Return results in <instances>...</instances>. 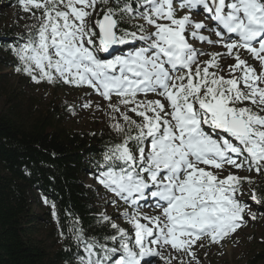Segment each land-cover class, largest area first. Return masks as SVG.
Instances as JSON below:
<instances>
[{
  "label": "snow or ice",
  "instance_id": "6c2138e0",
  "mask_svg": "<svg viewBox=\"0 0 264 264\" xmlns=\"http://www.w3.org/2000/svg\"><path fill=\"white\" fill-rule=\"evenodd\" d=\"M19 3L35 23L10 48L15 71L36 84L91 89L107 102L106 111L95 106L117 138L96 179L117 198L110 203L127 205L120 215L129 227L101 214L112 229L101 242L73 225L77 264H172L169 248L191 258L180 264H200L198 242L219 243L246 212L256 218L240 199L251 179L225 166L264 171V0ZM129 44L126 54L114 51ZM251 200L261 201L255 189ZM148 201L154 215L140 211Z\"/></svg>",
  "mask_w": 264,
  "mask_h": 264
},
{
  "label": "trees",
  "instance_id": "16d2710c",
  "mask_svg": "<svg viewBox=\"0 0 264 264\" xmlns=\"http://www.w3.org/2000/svg\"><path fill=\"white\" fill-rule=\"evenodd\" d=\"M121 27L132 30L127 20ZM20 40L10 30L0 31V67L17 60L10 48ZM0 97V264H77L82 249L73 238V225L101 242L112 234L110 226L99 222L102 213L84 176L101 171L103 154L117 138L105 131L64 128L60 120L68 111L65 105L44 109L34 97L14 89L3 73ZM260 177L259 183H251V190H256L264 206V171ZM34 194L49 207L55 205L53 230L58 244L54 247L33 237ZM260 244L252 264H264V240Z\"/></svg>",
  "mask_w": 264,
  "mask_h": 264
},
{
  "label": "rangeland",
  "instance_id": "374dc122",
  "mask_svg": "<svg viewBox=\"0 0 264 264\" xmlns=\"http://www.w3.org/2000/svg\"><path fill=\"white\" fill-rule=\"evenodd\" d=\"M199 18V17H197ZM35 21L31 18V13L25 12L20 6L19 0H0V31L10 30L11 35L20 37V35L27 34V27ZM194 43V46L200 48V43ZM136 46H140L137 42ZM133 46L131 44L120 46L114 51L116 54L127 53ZM206 51H222L219 47L211 45L203 46ZM105 58H109L108 54H102ZM206 56L200 59H206ZM11 59V58H10ZM9 66L0 67V73L5 75L8 83L16 90L21 91L27 96L34 97L40 102L44 109H48L53 105H65L66 112L62 113L61 125L72 131H86V132H100L105 131L111 135L115 133L109 127L108 117L105 115L106 103L103 99L97 96L88 88H76L71 85L63 83L49 84L41 82L36 84L31 79L15 71L18 63L17 60H12ZM230 58L225 61V65L233 63ZM91 100L93 106L91 108H82L81 105ZM96 103H100L105 111L97 110ZM69 106H73L74 113L69 111ZM3 107V98L0 97V109ZM228 171L237 174L240 177H249L252 183L260 182V173L255 171H247L246 169H232L225 166ZM100 172L94 175L86 174L84 181L87 186L93 191L95 198L94 204L101 211L113 218V221L118 223L121 227L128 228L124 218L120 215L121 212L127 207L122 201L117 200L119 207L110 203L111 200L117 199L114 195L107 191L96 179ZM227 175V171L224 173ZM243 195L240 199L249 205V211L254 213L256 218L253 220L246 212V220L243 225L231 235L225 237L219 243H211L207 238L198 242L203 243V247L196 246L194 250L200 261V264H252V257L255 253L260 251V242L264 240V206L263 203H255L251 200V184L245 181L242 185ZM149 202V203H148ZM141 202L142 207L140 211L147 215H154L155 209L151 201ZM31 209L36 215L33 222L35 233L33 237L40 240L42 244L49 247H54L58 244L57 234L53 229L56 228L55 219L52 215V208L45 203V199L39 195L34 194L31 198ZM53 230V231H51ZM174 255L177 259L173 260L172 264H180L181 260H190L181 253H175L170 248L164 250V255ZM155 264H164V261L159 257L154 258Z\"/></svg>",
  "mask_w": 264,
  "mask_h": 264
}]
</instances>
